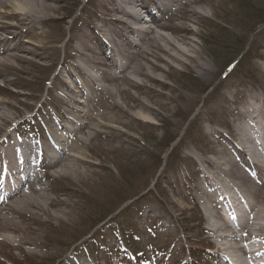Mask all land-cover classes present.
<instances>
[{
	"label": "rangeland",
	"instance_id": "rangeland-1",
	"mask_svg": "<svg viewBox=\"0 0 264 264\" xmlns=\"http://www.w3.org/2000/svg\"><path fill=\"white\" fill-rule=\"evenodd\" d=\"M190 1L195 14L161 12L154 20L162 25L153 28L189 48L197 61L186 67L160 63L158 70L146 66L150 80L143 87L119 81L120 104L114 109L112 99L95 95L85 119V113H69L66 97L78 98L76 82L82 83L75 71L83 57L78 38L98 51L101 38L117 30L105 15L106 0H57L50 3L53 12L39 20L0 17L8 24L0 50L15 54L12 67L0 70V102L11 116V124L0 126V142L13 131L35 140L45 138L47 130L60 134L54 124L68 125L67 116L87 122L72 135L81 140L83 163L44 171L30 188L29 194L40 190L51 202L38 200L43 212L20 223L38 247L19 251L0 245V264H63L67 257L86 264H217L210 261L213 251H206L214 246L204 220L216 196L203 195L201 174H209L204 161L228 153L227 143L237 136L234 126L243 123L238 113L253 93L261 94L264 0ZM200 62L210 70L195 68ZM147 63L156 64L148 57ZM133 98L150 106V112H141L142 120L135 117L141 110ZM233 154V164L242 161Z\"/></svg>",
	"mask_w": 264,
	"mask_h": 264
},
{
	"label": "bare ground",
	"instance_id": "bare-ground-1",
	"mask_svg": "<svg viewBox=\"0 0 264 264\" xmlns=\"http://www.w3.org/2000/svg\"><path fill=\"white\" fill-rule=\"evenodd\" d=\"M56 1L57 0H3L0 2V7L4 8L6 12H0V17L3 19H7L8 17H31L34 20H39L44 15L53 12L54 8L50 3ZM106 3L105 15L107 16V20L117 25V30L105 34L106 37H103L102 43L99 44L100 48L98 51L97 49L90 48L88 44L85 43L83 37L78 38L79 45L84 51V53L81 54L83 55V59H81L83 62L82 67L76 69L79 71L78 74L80 75V80L82 79V83L79 86V83L76 82L81 92L78 98H74L76 102L72 104L71 111H75L74 116H76V114L80 115L81 113H85V116H83L84 119L90 117L89 111L86 112V109H84V107L89 106H84V104L97 101V98L94 97L95 95L103 98L105 102L106 99H112V103L110 101H107V103L110 102V105L113 106L114 109L115 106L120 104V93H122L124 89L119 90L117 86L119 81L125 84L129 83L136 88L143 87L145 82L150 80L149 73L145 71L146 66L155 70H158V64L160 63L170 67H186L192 64L193 60L197 61L198 58V56L193 55L194 52H190L189 48H180L173 40L160 35L151 27L156 26L160 28L162 24H158L154 20H151V26L149 25L148 28L144 27L143 24L146 23H142V17L140 13H137L139 10L136 9L137 7L134 6L132 0H106ZM156 3L162 9L174 7L177 8V11L184 9L187 12L195 14V11L190 9V0H156ZM111 15H115V18H110ZM6 25H8L6 22L0 21V35L1 32L4 31V27L7 28ZM10 29H13L12 25L5 30L6 34H9L7 31H10ZM91 29L96 33L93 26ZM3 40L4 38H1L0 43H2ZM4 42L6 43V41ZM98 56L103 57L101 62H98ZM12 57H15V54L10 53V50H0V70L2 67V69L12 67L11 62L14 60ZM147 57L155 60L156 64L147 63ZM96 66L97 69L95 71H97V76L90 82L86 77L94 73V68H96ZM194 67L201 72H208L210 70L206 67V64L201 62ZM0 77H3L1 72ZM259 90L261 94L257 95L253 93L252 96L249 97L251 102L247 104V107H243L244 110L238 113L243 123L241 121L240 125L235 124L234 127L237 131L235 135L237 136L232 137V141L227 143L230 147L228 153L220 154L219 156L221 157L218 161H204L209 168L208 176L203 178L205 189H203L202 192L206 198H208L209 193L214 194L216 191L214 182H220L223 189L229 193H232L231 191L234 189L240 190L242 193V201L246 203L250 202L253 207V215L251 217L246 215L247 217L242 219L243 226L241 232L245 234V237H240L237 241L231 235L226 234L227 226H216L212 222L209 223L210 229L208 232L213 235L220 233L217 253H219L220 258L223 260L222 264H229L222 255L221 249L224 250L226 248V250H230V248H228L230 240H235L233 248L235 261H238L241 256L245 258L246 256L249 257L250 254L247 253L246 248H242L238 244L240 241L243 242L245 239L247 240L249 238H257L261 241V245L256 246L258 248L256 253H258L262 259L261 264H264V171L258 176L259 172L256 169L257 167L263 169L264 165L254 164V167H252L253 162L257 163L255 157L256 153L253 152V150L250 151L252 154L247 155L248 158L245 160V169L243 170L239 169L238 163L233 164L230 158L231 152H234L233 155L241 153V155L245 156L241 147L238 148V145L242 146L244 141H247V136L250 135V133L253 134L258 132L259 135H264V85L261 86ZM81 94H84L86 97H81ZM113 96H117V102ZM72 100L73 98H71V101ZM133 101H135V104H137L138 108L141 110H138L140 114L136 113L137 115H135V117L141 118V120L144 119L141 112H150V106L137 98H133ZM2 104L4 103L0 102V126L2 123L9 125L11 124V116L4 112ZM86 124V121L82 124H77L78 127H76L73 133H80L79 129L82 125ZM58 130L65 132L68 130V127H66V130L64 127H59ZM73 133L71 135H73ZM212 133L218 138L223 137L222 134L216 131H212ZM9 135L11 134H5V137L0 142V189L4 190L7 188L5 192H8L9 188L12 190L15 187L16 190L14 194L10 195L9 192L0 198V245L11 244L15 249L23 251L24 247L37 248L38 242L28 238L27 234H23L20 223L27 220L28 217L33 218L34 216H38L39 213L44 210L43 204L47 203L50 205L51 202L46 199V197L42 196L43 194L40 190L36 192L33 191V194H35L34 196L33 194H29L31 192L30 190H25V187H23L24 182L18 184L12 182L9 178V176L16 178L12 176V174L20 175L19 177L21 180H26L28 177H36L34 171L35 167L32 166V168H30L24 164L28 156L31 160H35L34 163L38 161L37 146H39V148L41 146L40 144L28 146L27 143L16 141L14 137L11 138ZM262 140H264V138H262ZM48 142H50V144L46 145L45 150L48 152V156L52 157L48 158L51 160L53 166H59L60 171H68L71 167H75L74 163H83L81 157H83L84 154L81 150V140L67 137L61 138L58 136V133H54ZM34 148H36V150H34ZM31 155H33V158ZM39 161L41 162L40 157ZM57 172L53 171V173ZM253 173L256 175L254 177L255 182L251 178ZM40 199L46 201L43 203L38 201ZM252 202H255L257 207ZM29 250L33 251V249ZM63 264L86 263H81L72 260V257H67ZM247 264H250V260Z\"/></svg>",
	"mask_w": 264,
	"mask_h": 264
}]
</instances>
